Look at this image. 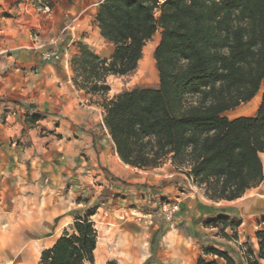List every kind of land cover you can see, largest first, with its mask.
Instances as JSON below:
<instances>
[{
	"label": "trees",
	"instance_id": "trees-1",
	"mask_svg": "<svg viewBox=\"0 0 264 264\" xmlns=\"http://www.w3.org/2000/svg\"><path fill=\"white\" fill-rule=\"evenodd\" d=\"M157 13V14H156ZM94 21L113 45L108 57L79 43L69 61L75 87L105 96L108 77L132 74L143 50L159 31L153 51L158 83L123 90L99 102L102 122L119 159L149 170L170 163L211 200H233L264 178V0H102ZM263 88L256 112L225 113L250 101ZM122 184L124 181L114 179ZM92 211L76 216L37 264H92L98 232ZM221 235L239 222L219 215L205 221ZM162 230L150 240L152 260ZM257 248L243 243V259L204 248L217 258L195 264H261L264 229ZM105 264H119L107 260Z\"/></svg>",
	"mask_w": 264,
	"mask_h": 264
},
{
	"label": "crops",
	"instance_id": "crops-1",
	"mask_svg": "<svg viewBox=\"0 0 264 264\" xmlns=\"http://www.w3.org/2000/svg\"><path fill=\"white\" fill-rule=\"evenodd\" d=\"M97 5L88 12L90 0H73L57 9V16L67 21V24L60 22L58 27L63 26L61 30L65 35L60 36L61 31H57V36L49 41L55 44L51 51L63 55L59 61L43 60L41 53L47 49L38 42L23 47L18 41L13 43L16 38L6 39L7 45L0 49V53L15 50L13 55L3 59L6 65L15 61L17 66L16 70L10 69L7 74L9 83L5 84V88L0 85L2 226L9 222V209L16 204L21 206V200H30L32 196H26L29 192L36 196L42 190L39 184L47 180L50 181V188H45L44 192H49L48 200L55 196L58 200L60 189L68 187L67 192L70 193L72 189L82 188L100 177L115 178L119 171H124V167L135 169L119 159L106 134L102 122L103 108L94 102L105 96L86 94L77 89L71 80L73 73L69 61L78 51L79 43L102 57H108L113 51V45L100 35L94 21ZM2 95L9 101H1ZM8 109L9 113L6 112L7 116L2 119L1 113ZM105 140L112 148L103 143ZM261 155L264 156V153ZM163 166L169 169L167 176L170 179L158 189L163 190L159 194L167 196L169 202H177L179 210L165 223V229L155 225L152 228L151 232L156 227L162 230L154 258L147 262L150 250L135 264H195L198 256L217 258L210 252L205 253L204 248L226 251L235 261H240L243 259V243L253 241L252 247L257 248L255 234L264 229V178L241 197L211 200L185 173L175 170L170 163ZM119 183L114 186H119ZM124 183L120 192L130 202L141 203L149 199L148 196L143 199L149 191L145 192L134 183ZM123 202L128 201L124 199ZM219 215L239 222L233 229L225 228L228 234L236 231V239L224 237L217 227L205 224V221ZM124 216L126 214H121V217ZM144 216L149 217V212ZM146 223L148 220L144 219L141 224ZM62 231V228L56 227L47 234L41 241L40 252L50 248ZM139 231L144 232L143 228ZM10 240L12 238L8 235L0 236V257L7 250L13 252L8 244Z\"/></svg>",
	"mask_w": 264,
	"mask_h": 264
},
{
	"label": "rangeland",
	"instance_id": "rangeland-1",
	"mask_svg": "<svg viewBox=\"0 0 264 264\" xmlns=\"http://www.w3.org/2000/svg\"><path fill=\"white\" fill-rule=\"evenodd\" d=\"M72 1L0 0V49H3V45H7L6 39L16 38L17 40H12L13 43L18 41L23 47L38 42L43 44L44 49L52 50L55 44L49 41L54 38L53 36H57V31H61L60 36L65 35V32L61 30L63 26L58 27L61 23L67 24V21L62 20L61 16H57V9L62 4L71 3ZM101 1L90 0L91 6L88 12ZM159 37L160 34L157 31L144 47L151 51L152 58L149 62H146L142 55L137 69L132 74L121 77L110 76L108 78L107 82L110 90L105 98L110 99L118 92L134 87H153L157 85L158 75L153 59V51ZM14 53L15 50L0 53V85L4 88L5 84L9 83L8 77H6L7 74L10 73V69H12L11 71L16 70L17 66L15 61L6 65L3 57H9ZM2 97L1 101H9L5 99V95H2ZM102 98L94 100V102L99 103ZM247 103L227 111L225 115L230 119L253 115L257 109L255 111L238 112L239 109L247 106ZM9 111V109L3 110L1 118L7 116L6 112L9 113ZM103 143L109 144L106 140ZM123 169L124 171H119L116 177L119 180L141 186V189L145 192L146 190L149 191L143 196V199H146V196L149 199L141 203L130 202L129 199H126L127 196L120 192L123 187L122 183H119L120 185L117 187L114 186L118 182L114 180L116 177L111 179L100 177L82 188L72 189L70 193L67 192L68 187L60 189L61 193L58 195V200H56V196L48 200L49 192H44L45 188H50L48 187L50 181L47 180L39 184V186H42V190L36 196L33 197V194L29 192L26 196L30 194L32 196L30 200H21L23 202L21 206L16 204L15 207L10 208L9 222L4 226L0 225V236L8 235L9 238H12L8 244L13 249L12 253L7 250L0 257V264H36L39 260L42 239L56 227L60 229L67 228L76 216L83 215L86 211L93 212L91 218L99 236L93 264H105L107 260H116L119 264H135L143 256L150 253L152 234L157 230V227H161L162 230L165 229V223L174 215L173 213L169 219H166L165 214L160 209L162 204L169 202L167 196L159 194L160 192L163 193V190H158L163 188L169 181L170 178L167 176L169 169L163 165L149 170L128 167ZM141 189L136 187V190L142 192ZM124 199L128 202H123ZM122 210L125 212H122ZM147 212L150 214L149 217L144 216ZM123 213L126 216L121 217ZM144 219L148 220L145 225L141 224ZM154 225L157 227L155 231L151 232ZM140 227L143 228L144 232L139 231ZM157 246L158 243L156 244V250ZM262 263L264 264V262Z\"/></svg>",
	"mask_w": 264,
	"mask_h": 264
},
{
	"label": "built area",
	"instance_id": "built-area-1",
	"mask_svg": "<svg viewBox=\"0 0 264 264\" xmlns=\"http://www.w3.org/2000/svg\"><path fill=\"white\" fill-rule=\"evenodd\" d=\"M62 57V54L51 50H45L41 53V58L49 62L59 61L62 59ZM160 209L165 214L166 219H169L173 213L179 210V204L177 202H167L162 204Z\"/></svg>",
	"mask_w": 264,
	"mask_h": 264
},
{
	"label": "bare ground",
	"instance_id": "bare-ground-1",
	"mask_svg": "<svg viewBox=\"0 0 264 264\" xmlns=\"http://www.w3.org/2000/svg\"><path fill=\"white\" fill-rule=\"evenodd\" d=\"M143 57H144L143 59H145L146 62H149L151 60L152 54H151L150 49L144 48ZM262 90H263V88L261 87L260 90L257 92V94L247 103V106L242 107L241 109L238 110V112L242 113L245 110L247 111L249 108H252L251 110L255 111L257 109L259 103H260ZM260 157L262 160L263 172H264V156L261 155Z\"/></svg>",
	"mask_w": 264,
	"mask_h": 264
}]
</instances>
